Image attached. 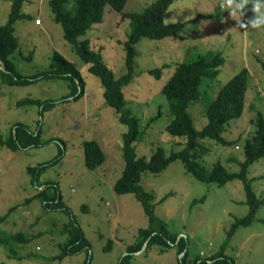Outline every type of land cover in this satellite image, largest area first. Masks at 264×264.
I'll list each match as a JSON object with an SVG mask.
<instances>
[{"label":"rangeland","instance_id":"1","mask_svg":"<svg viewBox=\"0 0 264 264\" xmlns=\"http://www.w3.org/2000/svg\"><path fill=\"white\" fill-rule=\"evenodd\" d=\"M151 1L127 0L123 10L141 11ZM222 2L171 0L164 20L181 22V29L175 35L142 36L136 42L135 73L123 85V92L126 105L139 119L134 139L138 155L149 156L157 145L168 152L185 143V136L165 129L171 116L161 87L177 62L216 49L222 52L224 61L215 77L202 79L200 96L188 105L194 126L200 129L206 123L207 103L243 66L248 68L247 89L240 116L224 123L222 136L233 142L222 144L212 138H199L207 151L197 160L208 169L217 160L228 171L239 169L238 162L244 158L243 142L254 132L257 110L264 114V27L241 26L254 16L251 0L242 13L237 10L235 17L227 6L221 7ZM10 5L11 0H0V24L6 21ZM21 10L26 15L14 22L18 46L10 55L16 69L29 76L48 67L57 50L78 68L84 92L74 97L68 80L61 76L19 84L0 78V133L7 135L14 122L22 121L32 130L40 127L41 141L51 139L17 150L0 145V214L7 212L0 222V233L21 231L29 235L28 241L0 243V264H85L86 256L87 264H119L127 253V245L135 243L139 229L149 224L140 200L131 192L120 193L113 188L124 165L122 132L127 125L106 102L99 77L64 38L61 24L52 18L49 0H23ZM35 17L41 23H35ZM128 28L129 17H122L105 5L101 20L85 33L90 46L101 52L114 76L125 71L123 42ZM156 66L161 67L157 77L148 72V68ZM26 96L54 99V103L43 110L38 104L18 105L17 100ZM90 138L98 141L104 151V160L94 168H89L83 158L82 140ZM57 155L38 178H32L29 166ZM247 176L256 193L264 194V157L250 163ZM49 180L57 185L61 203L68 209L47 207L36 195ZM140 183L154 193V214L176 238L166 246L158 242L145 249L142 246L121 264H189L219 250L234 264H264V205L257 209L250 224L238 226L227 236L233 219L248 211L240 179L223 184L201 181L184 168L181 160L175 159L160 171L142 172ZM53 190L48 187L47 193ZM201 196L203 199L199 200ZM72 219L89 240V249L62 259L53 258L68 238ZM180 237L185 246L178 252Z\"/></svg>","mask_w":264,"mask_h":264},{"label":"trees","instance_id":"2","mask_svg":"<svg viewBox=\"0 0 264 264\" xmlns=\"http://www.w3.org/2000/svg\"><path fill=\"white\" fill-rule=\"evenodd\" d=\"M126 1L49 0L52 18L61 24L64 38L71 43L73 50L80 58L88 63V69L99 77L106 102L115 109L118 119L127 125L126 130L122 132L124 165L120 175L113 183V188L120 193H133L142 203L149 224L147 227L139 229L137 241L127 245V253L122 257L119 264L130 253L141 249L145 241L144 249L152 242L161 243L163 246L169 245L176 238L175 235L169 233L164 221L154 214V193L144 188L140 183L141 174L144 171H160L171 161L179 159L184 168L201 181L223 184L233 178L240 179L243 183L248 211L246 214L233 219L227 230L228 237L238 226L250 224L255 219L257 209L264 205V194L256 193L251 186V178L247 176L250 163L264 157V114L260 110H257V116L253 119L255 123L253 134L245 138L243 142L244 158L238 162V170L228 171L219 160L215 161L208 169L197 160L207 151L206 146L199 141V138H212L222 144L233 142V140H227L222 136L224 123L229 119L239 117L244 106L248 80V68L246 66L231 75L207 103L205 108L206 123L200 129H197L193 124L188 105L200 96L202 79L215 77L217 74L218 66L224 61L220 50L209 49L204 53H197L191 58L177 62L173 73L161 87L162 93L168 101V111L171 116L165 125V129L174 135L185 136V143L180 148L168 152L162 145H157L149 156L137 154L134 139L138 134L139 119L126 105L123 92V85L132 80L135 73V44L142 36L159 38L175 35L181 29V22H166L164 20L165 10L171 0H152L141 11H124ZM22 2L23 0H11L7 19L0 24L1 80L9 84H19L28 83L37 78L61 76L68 80L70 93L77 97L84 92L83 79L75 64L57 50L52 53L48 67L29 76L21 74L16 69L10 55L18 46V39L14 34V22L17 18L26 15L21 10ZM105 5L120 12L122 17H129V28L123 42L125 71L119 76H114L112 70L106 65L101 52L90 46L89 38L85 35L94 22L101 20ZM160 70L161 67L157 66L148 68V72L156 77L159 76ZM23 103L38 104L43 110L52 105L54 99L43 100L26 96L17 100L18 105ZM159 113L151 116L152 119ZM40 133L39 126L36 130H32L24 122L16 121L10 127L7 135L0 133V145L11 150H17L18 148L38 146L51 140L41 142ZM59 141L63 144L60 138ZM82 148L84 162L89 168L98 166L104 160V151L95 139H83ZM58 157L59 155L50 161L29 166L28 170L32 173V178H38L40 171L56 161ZM48 187H53L52 193H47ZM36 195L42 199L47 207L68 209L65 204L61 203L60 192L54 181H46L44 186L38 189ZM198 199L202 200L203 196ZM6 215L7 212L0 214V222L6 218ZM67 231L68 238L60 245V251L53 255V258L62 259L67 254L89 249V240L74 219H72ZM28 239L29 235L21 231L0 233V243L7 244L11 240L28 241ZM177 244L178 252H181L185 246L183 238L180 237ZM184 256L185 252L180 256L181 261H184ZM207 259L210 260L207 261ZM87 263L88 256L85 258V264ZM189 264H234V262L231 257L219 250L209 257L196 258Z\"/></svg>","mask_w":264,"mask_h":264},{"label":"clouds","instance_id":"3","mask_svg":"<svg viewBox=\"0 0 264 264\" xmlns=\"http://www.w3.org/2000/svg\"><path fill=\"white\" fill-rule=\"evenodd\" d=\"M251 2V11L254 13V16L248 20L247 24H242L241 26L247 28L248 25H251L254 29L264 27V0H251ZM249 3L250 0H223L221 7L227 6V8L231 9V15L235 17L237 10H240L242 13Z\"/></svg>","mask_w":264,"mask_h":264},{"label":"built area","instance_id":"4","mask_svg":"<svg viewBox=\"0 0 264 264\" xmlns=\"http://www.w3.org/2000/svg\"><path fill=\"white\" fill-rule=\"evenodd\" d=\"M34 22L35 23H40V19H39V17H35L34 18ZM88 92L87 91H85V94H87ZM210 259H207V261H209Z\"/></svg>","mask_w":264,"mask_h":264},{"label":"crops","instance_id":"5","mask_svg":"<svg viewBox=\"0 0 264 264\" xmlns=\"http://www.w3.org/2000/svg\"><path fill=\"white\" fill-rule=\"evenodd\" d=\"M40 23H41V21H40ZM37 24H39V23H37ZM51 78H53V77H51ZM41 141V140H40ZM41 142H43V141H41Z\"/></svg>","mask_w":264,"mask_h":264},{"label":"water","instance_id":"6","mask_svg":"<svg viewBox=\"0 0 264 264\" xmlns=\"http://www.w3.org/2000/svg\"><path fill=\"white\" fill-rule=\"evenodd\" d=\"M145 243H146V241L144 242L143 247H144Z\"/></svg>","mask_w":264,"mask_h":264}]
</instances>
